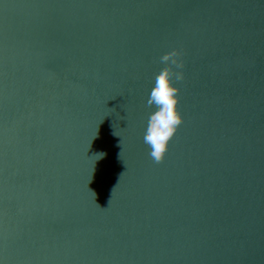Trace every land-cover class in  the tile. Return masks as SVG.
Returning <instances> with one entry per match:
<instances>
[{
	"label": "water",
	"instance_id": "95a60500",
	"mask_svg": "<svg viewBox=\"0 0 264 264\" xmlns=\"http://www.w3.org/2000/svg\"><path fill=\"white\" fill-rule=\"evenodd\" d=\"M0 264H264V0H0Z\"/></svg>",
	"mask_w": 264,
	"mask_h": 264
},
{
	"label": "clouds",
	"instance_id": "9594fccd",
	"mask_svg": "<svg viewBox=\"0 0 264 264\" xmlns=\"http://www.w3.org/2000/svg\"><path fill=\"white\" fill-rule=\"evenodd\" d=\"M172 53L161 57L163 63H167ZM176 68H182V63L172 61ZM183 74H177L170 68L164 69L155 80L154 87L148 99L149 106L155 110L150 113L147 126L143 135V141L150 148V156L157 163L161 162L169 149V142L181 125L183 117L179 110V88L176 81L182 80ZM103 152H99L100 154ZM111 201V200H110Z\"/></svg>",
	"mask_w": 264,
	"mask_h": 264
},
{
	"label": "snow or ice",
	"instance_id": "6c2138e0",
	"mask_svg": "<svg viewBox=\"0 0 264 264\" xmlns=\"http://www.w3.org/2000/svg\"><path fill=\"white\" fill-rule=\"evenodd\" d=\"M180 50L179 48H173L171 50H169L170 53H172L173 55L177 54V51Z\"/></svg>",
	"mask_w": 264,
	"mask_h": 264
}]
</instances>
